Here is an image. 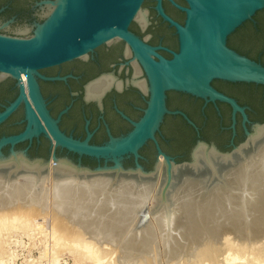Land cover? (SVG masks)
Wrapping results in <instances>:
<instances>
[{"label":"bare ground","instance_id":"bare-ground-1","mask_svg":"<svg viewBox=\"0 0 264 264\" xmlns=\"http://www.w3.org/2000/svg\"><path fill=\"white\" fill-rule=\"evenodd\" d=\"M99 83L91 93L97 97L108 81ZM209 156L197 147L186 176L159 157L157 173L142 178L88 176L53 159L47 169L17 155L0 159V256H6L7 237L19 230L28 235L32 227L41 234L49 218L53 260L67 255L72 264H264V126L218 164ZM143 210L146 222L138 225Z\"/></svg>","mask_w":264,"mask_h":264},{"label":"water","instance_id":"water-1","mask_svg":"<svg viewBox=\"0 0 264 264\" xmlns=\"http://www.w3.org/2000/svg\"><path fill=\"white\" fill-rule=\"evenodd\" d=\"M161 1L156 0L155 11L175 29L178 40V50L176 53L170 52L169 60L158 55L155 48L143 43L128 29L140 14L144 0H53L50 1L55 4L53 10L37 25L31 36L11 38L0 35V74L16 81L18 87L17 98L0 113V124L21 105L27 122L20 135L0 140V159L17 155L26 162H36L47 169L48 160L30 159L25 152L10 150L7 156L1 152V147L6 144L14 145L42 134L54 142L55 148L65 149L79 159L87 157L101 163L90 168L82 166L79 161L76 164L66 157L51 155V159L63 161L88 176L117 173L126 177H150L158 171L159 157L164 159L170 169L177 167L178 173L183 171L186 176L191 171L193 152L197 147L212 152L216 157L226 156L243 145L256 127L264 126V122L254 123L248 130L247 108L240 107L235 100L211 86L213 81H222L264 88V67L226 45L228 36L243 23L252 21L256 12L264 10V0H183L187 8L179 7L172 0H165L184 12L183 26L164 14ZM113 42L124 43L132 60L142 70L146 82V107L139 121L131 123L133 129L126 136L116 139L109 137L104 146H91L87 140L75 141L57 130L56 121L47 114L35 77L43 80L45 78L39 75L40 70L81 59L96 48ZM167 92L185 94L205 103L229 106L231 136H235V117L239 114L244 141L234 145L231 140L230 150L221 152L213 144L198 140L190 152L189 160L176 162L160 149L157 141L164 117L179 116L194 130L196 127L182 112L166 108ZM30 131L33 133L28 136ZM148 143L154 147L155 159L152 168L145 170L139 164V150ZM129 158H132L133 166L125 168L123 162ZM207 172L208 169H205L204 173ZM179 179L182 181L183 177ZM169 184L167 180L164 182V199Z\"/></svg>","mask_w":264,"mask_h":264},{"label":"flooded vegetation","instance_id":"flooded-vegetation-1","mask_svg":"<svg viewBox=\"0 0 264 264\" xmlns=\"http://www.w3.org/2000/svg\"><path fill=\"white\" fill-rule=\"evenodd\" d=\"M50 1L53 0H0V35L11 38L31 36L37 25L44 21L46 16L43 14L51 4ZM172 1L181 8H187L183 0ZM155 5L156 0H144L140 12L142 20L137 21L135 18L128 29L143 43L155 48L158 55L169 60L170 52L176 53L178 50L177 35L175 29L157 15ZM161 7L167 17L183 26L184 12L165 0L161 1ZM226 45L237 54L264 67V10L256 12L252 21L243 23L228 36ZM39 75L45 79L35 77L36 84L48 116L56 121L57 130L75 141L87 140L91 146H104L109 137L116 139L126 136L133 129L131 123L139 121L146 107L145 76L122 42L100 46L86 57L40 70ZM1 76L0 113L18 96L16 81ZM103 80H107L108 84L100 89L102 93L99 92L98 97L91 94ZM139 84H144L145 91ZM211 86L235 100L240 107L247 108L245 114L248 130L252 124L264 122V88L222 81H213ZM252 97L256 104L251 102ZM165 103L168 110L182 112L196 127L194 130L179 116L164 117L157 141L160 149L176 162L189 160L190 152L198 140L213 144L217 150L225 152L230 150L231 140L234 145H238L245 138L239 114L235 117V136H231V110L225 104L205 103L175 92L166 93ZM26 124L21 105L0 124V140L20 135ZM10 150L25 152L30 159L39 158L31 156H40L47 160L49 154L50 157L54 154L56 158L66 154L69 157L66 158L76 164L79 161L85 167L94 168L101 164L87 157L79 159L60 147L55 148L54 142L42 134L1 147L3 154ZM207 153L214 164H218L224 157ZM139 155L141 166H151L155 159L153 145L148 143L142 147ZM201 161L199 159L197 162ZM123 166L132 167V158L126 159Z\"/></svg>","mask_w":264,"mask_h":264},{"label":"rangeland","instance_id":"rangeland-1","mask_svg":"<svg viewBox=\"0 0 264 264\" xmlns=\"http://www.w3.org/2000/svg\"><path fill=\"white\" fill-rule=\"evenodd\" d=\"M243 99L245 100L246 98ZM250 100L252 103L256 104L255 98L252 97ZM241 141H244V139H242ZM4 154L5 156H7L9 153L7 152ZM49 155L46 157L48 161L51 160ZM31 157L32 158L39 157L40 159L42 158L40 156H31ZM58 157L65 158L68 156L66 154H61ZM152 165L153 164H151V166L149 165L147 167H143V166L142 167L145 170H150L152 168ZM144 212L145 210H143L139 216L138 225H143L146 222L142 220L143 219L142 214ZM42 221H43L42 219L41 220L38 219L36 223ZM48 221H50L49 218L46 220V223L45 221H43L41 234H37L38 231L34 229L35 227H32L28 235L23 234L19 230L16 233L7 237L3 249V252L5 253L6 256H4V254L2 255V257L0 256L1 257L0 264H7V262L9 264H72L70 258H68L67 255L57 258L56 260L55 259L53 260L51 259V257H49L50 255L48 251L49 242L47 241L50 240L49 232L51 227V221L50 222ZM44 252H45L44 256H41V254H43Z\"/></svg>","mask_w":264,"mask_h":264}]
</instances>
